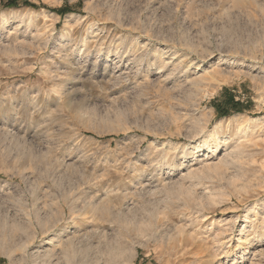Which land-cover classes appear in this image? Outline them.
Wrapping results in <instances>:
<instances>
[{
  "label": "rangeland",
  "instance_id": "rangeland-1",
  "mask_svg": "<svg viewBox=\"0 0 264 264\" xmlns=\"http://www.w3.org/2000/svg\"><path fill=\"white\" fill-rule=\"evenodd\" d=\"M10 1L0 264H264V0Z\"/></svg>",
  "mask_w": 264,
  "mask_h": 264
},
{
  "label": "trees",
  "instance_id": "trees-1",
  "mask_svg": "<svg viewBox=\"0 0 264 264\" xmlns=\"http://www.w3.org/2000/svg\"><path fill=\"white\" fill-rule=\"evenodd\" d=\"M17 3H18V0H11L10 2H8V4H7V5H8V6H12V7H13V6H16V5H18Z\"/></svg>",
  "mask_w": 264,
  "mask_h": 264
},
{
  "label": "bare ground",
  "instance_id": "bare-ground-1",
  "mask_svg": "<svg viewBox=\"0 0 264 264\" xmlns=\"http://www.w3.org/2000/svg\"><path fill=\"white\" fill-rule=\"evenodd\" d=\"M241 62H242V61H241ZM241 62H240V63L238 62V65H239V66H244L245 64H244V63H241ZM254 118H256V117H254ZM262 118H263V117H262ZM253 120H254V119H253Z\"/></svg>",
  "mask_w": 264,
  "mask_h": 264
},
{
  "label": "crops",
  "instance_id": "crops-1",
  "mask_svg": "<svg viewBox=\"0 0 264 264\" xmlns=\"http://www.w3.org/2000/svg\"><path fill=\"white\" fill-rule=\"evenodd\" d=\"M219 113V111H217Z\"/></svg>",
  "mask_w": 264,
  "mask_h": 264
}]
</instances>
